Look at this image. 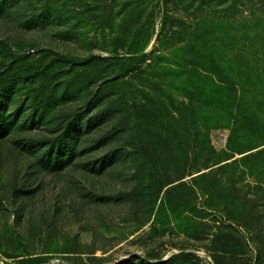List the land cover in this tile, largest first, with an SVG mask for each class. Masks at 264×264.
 <instances>
[{
	"label": "rangeland",
	"instance_id": "1",
	"mask_svg": "<svg viewBox=\"0 0 264 264\" xmlns=\"http://www.w3.org/2000/svg\"><path fill=\"white\" fill-rule=\"evenodd\" d=\"M126 1L0 0V73L48 71L22 75L2 105L13 129L0 139V264H215V235L242 231L189 184L201 170L195 146L206 126L221 161L264 147V44L229 64L237 88L218 95L205 71H190L191 56L172 55L174 47L158 52L170 60L153 54L164 26H194V9L145 0L132 11ZM227 17L211 30L227 32L231 40L218 45L231 56L237 48L233 12ZM186 38L179 37L177 47ZM142 39L148 43L132 57ZM56 54L90 62L69 66L55 62ZM117 60L134 69L119 81ZM79 112L102 119L80 137L78 157L55 172L40 167L41 151L23 144L52 142L82 119ZM106 136L107 144L92 150ZM119 148V160L99 171L101 160ZM184 183L176 205H164L167 189Z\"/></svg>",
	"mask_w": 264,
	"mask_h": 264
},
{
	"label": "trees",
	"instance_id": "2",
	"mask_svg": "<svg viewBox=\"0 0 264 264\" xmlns=\"http://www.w3.org/2000/svg\"><path fill=\"white\" fill-rule=\"evenodd\" d=\"M144 2L145 0H140V2L127 0L125 5L126 8H130L132 11H135V9L140 11ZM165 3L167 7L171 3L175 10H180L181 12H187L193 8L199 20L195 22L193 27L187 26L184 28V25L181 23V25L179 24L177 26L176 30L173 25L170 26L171 28L164 26L157 39L160 49L158 47L156 50L157 53H153L156 54L155 58L170 60L165 54L162 55L158 52L165 53L174 47L172 55L181 51L191 56L193 67L190 71L195 74L196 72L199 73L200 70L205 71L207 83L213 86L214 92L218 93V95L223 94L225 90H236L237 84L232 83L231 81L233 79L229 77L233 71L229 67V64L234 63L235 60L247 57L248 49H251V46L264 44L261 43L264 41V0H166ZM218 6H222L223 9L220 11ZM229 12H233L234 15V37L237 44V48L233 50L234 52L231 56H228L226 53L224 54L223 48L218 45V43L226 45L227 41L231 40V38L226 36L227 32L216 33L211 30V27L215 23L216 25H225ZM184 35L187 37V44L177 47L178 38H182ZM147 43L148 41L146 39H142L139 47L133 49L134 53L131 56L137 57ZM197 57L203 63L199 64V61L196 59ZM54 61L69 66H85L88 65L90 59L82 62L66 55L56 54ZM115 62L118 63L114 65L118 66L117 74L119 75L115 78V81H119L125 75L123 71L132 72L134 70L133 68H130V70L124 69V66L119 64L121 60ZM204 64L205 66H203ZM179 66L182 67L180 64ZM47 72V70H36V72L29 74L28 70H25L10 76H5L0 73V139H4L13 129V124L4 120L5 114L2 105L10 97V90L15 87L16 81L22 75L29 74L37 77L43 76ZM12 78L15 79L12 80ZM226 80L228 82H225ZM120 86L121 83L117 87ZM97 94H101L100 89ZM94 107H96L95 103ZM247 109V107L243 109L245 113ZM81 115L82 113L79 112L78 117ZM85 115L86 113L82 115V119L79 122L68 126L52 142L30 141L23 144V147L33 153L41 151L38 157V164L40 167L51 172L69 167L78 157L77 152H79L78 145L80 143V137L88 133L92 127V122L93 125H96L102 119V114L98 113L89 119H86ZM206 127V132L203 134L205 139L200 146H195L202 153L201 158L198 156L201 170L198 171L199 174L193 177L189 184L193 188L191 189V193L200 191L206 197L207 205L210 209L214 208V206H217L220 210L223 208L224 211L230 214L229 219L231 220V224L242 230L237 235L226 239L225 237H220L219 234L215 235L217 239H214V244L217 246L214 249V263L264 264V218L260 210L263 208L264 212V147H255L250 152H241L240 155L242 156L240 158H235L233 155L229 159L221 161V158H219V155L211 146L208 136V126ZM193 130H197L198 133L197 126H192L191 131ZM199 134H202L201 130ZM74 135L77 136L74 137ZM106 139L107 136L96 142L97 147L91 149L98 150L103 147L107 144L104 143ZM232 141L233 138H230V145ZM121 150L123 149L112 150L106 157V161H104L105 159L101 160L98 166L99 171H103L118 161L123 152ZM192 165L193 159L190 161V168ZM144 180L149 181L150 187L153 186L152 176L147 175L144 177ZM174 182L176 181L168 182L166 185L160 186V190L164 188L163 186H169ZM185 185L184 183L183 185L168 188L166 196L163 199V204H169L170 207H173L176 201L174 198L176 192L179 190V187ZM231 249L235 250L231 251ZM222 254H228L232 258L222 257ZM238 257L243 258L240 263L237 260Z\"/></svg>",
	"mask_w": 264,
	"mask_h": 264
}]
</instances>
